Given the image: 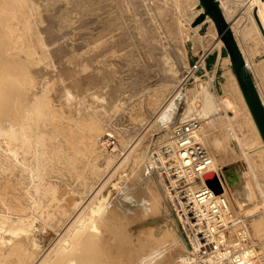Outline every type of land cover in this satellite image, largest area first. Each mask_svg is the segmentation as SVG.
Segmentation results:
<instances>
[{"label": "rangeland", "instance_id": "1", "mask_svg": "<svg viewBox=\"0 0 264 264\" xmlns=\"http://www.w3.org/2000/svg\"><path fill=\"white\" fill-rule=\"evenodd\" d=\"M197 6L196 0H0L6 45L29 74L21 80L28 82L29 105L35 106L29 114L33 126L26 124L21 133L17 124L9 127L0 119V264H50L72 248L77 235L93 229L91 221L104 214L120 178H135L142 159L168 138L179 117L205 110L196 101L200 92L211 91L206 86L212 77L231 72L213 26L187 27ZM222 7L263 94L264 0H224ZM215 52L211 70L191 73L192 59ZM232 81L228 92L238 108L233 112L217 104L215 126L206 132L208 143L215 137L221 141L212 151L225 164L260 141ZM169 123L168 136L162 137ZM109 134L118 140L106 150L101 143ZM253 154L244 170L264 178V153ZM248 189L237 205H244L258 264H264V184ZM68 195L75 197L72 203ZM180 233L185 237L183 226ZM130 235L116 246L115 264H133L132 244H147ZM173 242L156 244L157 250L174 251L158 264L196 263L192 250L183 252L185 246Z\"/></svg>", "mask_w": 264, "mask_h": 264}, {"label": "bare ground", "instance_id": "2", "mask_svg": "<svg viewBox=\"0 0 264 264\" xmlns=\"http://www.w3.org/2000/svg\"><path fill=\"white\" fill-rule=\"evenodd\" d=\"M196 1L198 4L197 9L195 10V12H193V14L190 17H188V20L186 22L187 27L191 31H194L195 29L199 30L204 24L210 23V25L213 26V28L215 29V31L217 33L218 41H219L218 47L220 45V47H219L220 50H221V48L224 49V42L221 39V36H219V34H218V30L216 28V25H215L213 19L210 18L209 16H207V18L203 22L199 23V25L197 24L198 25L197 28H195V29L192 28V26H191V24L193 23L192 21H194V19L199 14L203 13V11H204V8L200 4V0H196ZM223 1L224 0H220L222 6H223ZM224 14H225V12H224ZM225 17L228 20L226 14H225ZM228 22L230 23V25L232 27L231 22L229 20H228ZM232 30L234 32L233 27H232ZM4 33H5L4 27L2 30L1 25H0V119L1 120L3 119L2 121L8 120L9 121L8 124L10 125L9 127H12V126L14 127L17 124V126H16V127H18L17 131L20 129L19 132L20 131L23 132V130L25 128L23 130H21L22 127H24L26 124H30L31 120H33L32 116H31L32 119H30L31 117L29 116V114L32 113L31 111H33V109L35 108V106H33L34 104L29 105L32 103H29V102H31V100H29V97L27 95L28 94L27 90L25 89V86L28 84V82L22 81L23 78L25 80V77H27L26 79L28 80L29 74L26 75L27 71L23 72L24 71V69H23L24 65L22 66L18 62V60L14 57L15 55H13V54H15V53L12 54V52H9L10 46L9 47H7V46L10 43H8V45H6V42L8 39L5 37ZM6 33H7V31H6ZM234 35H235V32H234ZM235 37H236V35H235ZM8 42H9V40H8ZM240 47H241V45H240ZM241 49H242V47H241ZM10 50L13 51L12 49H10ZM242 52H243L244 57L248 63V66L250 68L251 67L250 63L248 62L246 53L243 49H242ZM225 60L227 61V64L229 65L228 67H229L230 72H231V73H229V76L226 75V76H221V77H218V76L212 77L210 79V81L208 80L209 83L206 82V83H208V86L205 85L206 87L211 88V91L209 89L206 90L207 88H205L200 92L198 98H196V101L203 103L202 107L205 108V110L201 114H199L197 112H193V110H192V111H190V113L186 114V116L179 117L178 121L175 122L174 125L179 123V122H184V120H186L189 117H190L189 119L200 118L203 121L204 128L202 130L203 134H202L201 138H202V141L204 142V144L208 148V150H209V152L213 158L214 166H215V168H213V170L217 172L218 182L221 181V183L223 184V187L228 191V193H230V198H231V201H232L233 205L235 206V208L238 211H240V210L242 211L241 208H238L237 203L240 200H242L243 198L247 197L249 186L252 184H256L257 186L258 185L261 186L264 184V178L263 177H259L262 180V181H260L258 176H255V175L247 176V173L244 170V169H246V161H248V158H246V157L248 155H249L248 156L249 160H251L252 155H254L253 153H255V152L259 153V151L261 152V154L264 153V140H263L261 133H260V131L256 125V122L252 116V113L248 107V104L244 98V95H243L242 90L240 88V85L238 83V79H237L236 74L232 68L230 56L228 54H227ZM213 69H214V67H213ZM209 70H211V69H209ZM232 79H233V81H232ZM230 81L234 82L235 83L234 85H237L238 90H239L240 99H241L243 106L245 107L247 113L249 114V118L252 121V123H253L256 131H257V134L260 138V141L258 142V144L256 146H254L253 148H250V149H249V147L245 148V146H244L243 152H241V153H243L242 155L240 153H237V158L234 161H231V162L225 164V163L220 162L217 155L215 154V152L212 151V149H215V148L217 149V148L221 147V145H222L221 141L217 137H215L210 143H208V139H207L208 134L206 132L215 126L216 121L214 120L213 110H214V108L217 107V104L220 103L227 110H230L233 112L235 111V109L238 108L237 107V104H238L237 101L238 100L236 99L237 101H235L233 98H231V96L229 95V92H228L230 90V88L228 87V86H230ZM27 86H29V85H27ZM257 87L259 88L258 90H259L260 95L262 97V100L264 102V96H263L264 93L262 94L260 87L259 86H257ZM30 89H31V87H30ZM214 96H216L217 100L214 99ZM188 97L189 96L186 95L185 99H187ZM37 98L38 97H36V99ZM34 100H35V98H34ZM42 102L44 103L43 100H42ZM37 105H39V104H37ZM39 106L41 108V105H39ZM44 106H45V104H44ZM190 108L192 109L191 106H190ZM39 112H37V110H36V113L39 114ZM43 114H45V113L43 112ZM175 120H177V119H175ZM8 124H6L5 126H7ZM170 124L171 123H169L167 126H165L164 129L162 130V134H163L162 137H164L166 135L168 136V133L170 130L169 128L172 126ZM31 126H33L32 123H31ZM10 130H11V128H10ZM14 131H15V129H14ZM28 131H30V130H28ZM96 131H98V130L96 129L95 132L93 133V135L97 133ZM171 131H172V129H171ZM24 134H26V133L24 132ZM170 134H171V132H170ZM6 135H7V133H6ZM15 135H17V134H15ZM110 135L116 137L113 134H109V136ZM95 136L93 137L94 139H95ZM1 137H2V135H1ZM11 137L13 138L12 135H11ZM107 139L108 138H104L101 144H103V146L106 150H109ZM166 139H167V137L164 139V141ZM19 140H20V137H19ZM74 140L76 141V139H74ZM117 140H118V138H117ZM36 141H37V139H36ZM161 141H163V139ZM33 145H34V143H33ZM25 146H26V144H25ZM149 146L152 147V145H149ZM153 146H154V144H153ZM150 147H148V148H150ZM54 152H55V150H54ZM144 158H145V160L142 159L143 163H141L138 159V161L141 163L138 171L136 170V168L134 169V167H136L138 165V163H136V165L133 164V166L135 165L134 167L132 166V168L134 170H136L135 178H133V179L127 178L125 175H123V177L120 178L119 186L117 188H115V190L112 191L113 193L109 194L107 199H106V205H104V207H103V209L105 210L104 214L101 215V217L99 219H93L91 221L92 223H90V225H91V227H93V229L89 230L90 228H87L89 230L87 233L84 232L85 234L83 233L80 236H78V235H77V237L75 236L76 238L72 242V248L65 250V251L63 250V252H60L61 254H58L57 255L58 257L53 259V261H50V264H115V260L113 258V256H114L113 253H115L116 249L118 248V247L116 248V246L121 243L123 238L129 236L131 233H134V235L135 234L138 235L139 238L138 237L137 238L139 240L144 239L147 241L146 242L147 244H144V243L142 244L141 241H137V242L132 244V247H130V248H132V250H135L138 254V256L136 254V258L134 259V261H132V259L130 258L131 263L133 262V264H154V263L158 264L161 261H162L161 263H165L164 261L167 258L166 256H169L171 253L174 252V251L171 252V249L166 250L165 244H169V246H170V244L174 243L173 241H175V240L177 241L175 243L178 244L180 247H181V245L185 246V248H182L183 252H188V251L191 252V250H192L193 256H194L193 248L189 245L186 238L183 236V234H182L183 232L180 233V228L182 231L181 220H180L179 216L176 215L172 211L170 200H169L168 196L166 195V193L163 189V186H162V184L158 178V175L156 173V169H155V166L153 163L152 154H151V156H148V157H146V155H145ZM8 165H9V163H8ZM131 174H133V173H131ZM63 192H64V189H62V193ZM57 193H58V191H57ZM19 197H20V195H19ZM68 197L69 198L66 199L67 203H72L73 199H75V197L72 195H68ZM112 202H114L115 204L112 205V207H111ZM104 225H108L107 228L105 227L106 230L105 229L102 230ZM179 225H180V228H179ZM249 227L251 230L250 223H249ZM251 232H252V230H251ZM2 233L3 232H1V234ZM252 236L254 239L253 232H252ZM17 239H19V238H17ZM157 243H160L163 246L165 245V247L157 250L154 248ZM176 244H174V246ZM158 246H159V244H158ZM172 246H173V244H172ZM175 249H176V247H175ZM123 250H124V252L128 251L127 247L124 248ZM129 252L131 253V251H129ZM183 252H182V254H183ZM127 255H129V254H127ZM189 255H191V254H189ZM118 256L119 255H117V257ZM186 256H188V255H186ZM124 257H123V260H124ZM134 257H135V255H134ZM138 258H140V259L137 260ZM129 260H128V263H130ZM123 262H121V263H123ZM126 262L127 261H125L124 264H126ZM195 262H196V260H195ZM118 263L121 264L120 261H118ZM170 263H172V262H170ZM47 264H49V263H47ZM195 264H202V262H196Z\"/></svg>", "mask_w": 264, "mask_h": 264}, {"label": "built area", "instance_id": "3", "mask_svg": "<svg viewBox=\"0 0 264 264\" xmlns=\"http://www.w3.org/2000/svg\"><path fill=\"white\" fill-rule=\"evenodd\" d=\"M207 54L190 67L205 68ZM203 121L191 118L175 124L168 138L153 153V163L172 211L179 216L185 238L202 264H258V246L249 217L233 205L223 187L218 193L205 176L216 173L213 158L202 141ZM108 148L116 138L108 135ZM218 177V176H217Z\"/></svg>", "mask_w": 264, "mask_h": 264}, {"label": "water", "instance_id": "4", "mask_svg": "<svg viewBox=\"0 0 264 264\" xmlns=\"http://www.w3.org/2000/svg\"><path fill=\"white\" fill-rule=\"evenodd\" d=\"M200 4L204 8V11L194 19L192 25L196 26L197 24L203 22L207 16L213 19L218 30V34L224 42V52L230 56L232 68L236 74L244 98L264 140V102L242 49L234 35L232 27L225 17L221 2L220 0H200ZM217 55L218 54L216 52L214 54L207 55L205 65L206 69H209L216 61ZM195 60L196 58L191 60V65L194 64ZM204 73V68L195 72V74L199 76L204 75ZM205 179L207 184L212 186L216 192H222V187L218 182V177L215 173L207 174ZM243 207L244 205L238 206V208L241 209H243Z\"/></svg>", "mask_w": 264, "mask_h": 264}]
</instances>
